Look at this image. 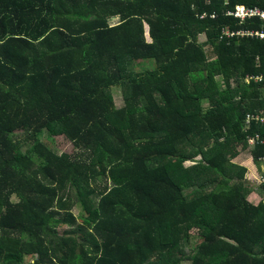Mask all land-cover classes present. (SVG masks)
I'll list each match as a JSON object with an SVG mask.
<instances>
[{"label": "trees", "instance_id": "trees-1", "mask_svg": "<svg viewBox=\"0 0 264 264\" xmlns=\"http://www.w3.org/2000/svg\"><path fill=\"white\" fill-rule=\"evenodd\" d=\"M237 5L264 0H0V264H264L233 162L264 177V39L220 38L263 23Z\"/></svg>", "mask_w": 264, "mask_h": 264}, {"label": "built area", "instance_id": "built-area-1", "mask_svg": "<svg viewBox=\"0 0 264 264\" xmlns=\"http://www.w3.org/2000/svg\"><path fill=\"white\" fill-rule=\"evenodd\" d=\"M227 15L236 19L239 23H243L250 19H258L263 24H261L258 30L249 31H229V29H223L220 38L223 37L232 38L233 36H255L258 39H264V9L259 7H246L244 5L235 6L234 10L228 11ZM254 80L255 82H264V75H257L252 77H246L245 81ZM251 126L258 128V131L252 136L248 135L246 137V143L249 149H254L259 145H264V109H259L254 112H247L244 117V130L248 131ZM260 157L259 159H261ZM257 184L264 182V177L258 174L255 179Z\"/></svg>", "mask_w": 264, "mask_h": 264}, {"label": "rangeland", "instance_id": "rangeland-1", "mask_svg": "<svg viewBox=\"0 0 264 264\" xmlns=\"http://www.w3.org/2000/svg\"><path fill=\"white\" fill-rule=\"evenodd\" d=\"M117 20H113L112 22H116ZM145 30L147 31V27H145ZM147 34V33H146ZM148 38V37H147ZM200 42L204 41V36L201 35L199 37ZM144 64H142L141 66H143ZM147 64H145L146 66ZM111 95L113 98V101L115 103V106L117 108H119L123 103H122V95H121V91L119 88H115L111 90ZM46 134H42L40 139H42L54 152L61 154V153H68L71 154L73 152V146L72 144L66 140L64 137L59 136V137H53V138H46ZM17 138H21V136L17 135ZM27 148V147H26ZM235 158H239L240 160H238L237 162L235 161ZM233 160L238 164V165H244L245 167H247L248 171L246 174V179L249 182V184L252 186V188L254 189V191H256L257 186H255V183L257 182L256 176L258 177V169H256L254 166H252V164L250 162H246L245 164L242 163L243 160L245 159H249L251 158V156L249 155L248 151L246 150H241V153H239V155L237 157H235ZM242 163V164H241ZM243 166V167H244ZM248 200L253 203V204H257L260 201V198L258 195H256L255 193H251L248 196ZM78 209L74 208L73 212L75 213V215L77 216L78 221H80V217H78ZM199 236V235H198ZM196 235L195 232H192V236L190 238V242H189V246L187 248V250L189 249H193L199 242H200V238ZM29 261H31L30 257H25V263L27 264ZM181 264H189V261H183Z\"/></svg>", "mask_w": 264, "mask_h": 264}, {"label": "crops", "instance_id": "crops-1", "mask_svg": "<svg viewBox=\"0 0 264 264\" xmlns=\"http://www.w3.org/2000/svg\"><path fill=\"white\" fill-rule=\"evenodd\" d=\"M235 159H236V160H235ZM235 159H234V160H235L236 162H237L238 160H240L239 158H235ZM234 160H233V162L236 163ZM246 162H247V163L250 162V163L252 164L251 160H249V159H245V160L242 161V163H244V164H245ZM242 163H241V164H242ZM236 164H237V163H236ZM242 166H244V165H242ZM252 166H253V164H252ZM244 167H245V166H244ZM246 168H247V167H246ZM248 172H249V171H248Z\"/></svg>", "mask_w": 264, "mask_h": 264}]
</instances>
